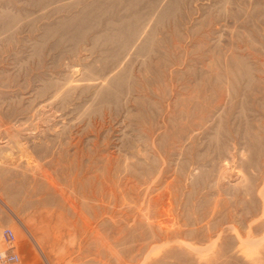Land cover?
<instances>
[{
    "label": "rangeland",
    "instance_id": "obj_1",
    "mask_svg": "<svg viewBox=\"0 0 264 264\" xmlns=\"http://www.w3.org/2000/svg\"><path fill=\"white\" fill-rule=\"evenodd\" d=\"M5 229L18 264H264V0H0Z\"/></svg>",
    "mask_w": 264,
    "mask_h": 264
},
{
    "label": "built area",
    "instance_id": "obj_2",
    "mask_svg": "<svg viewBox=\"0 0 264 264\" xmlns=\"http://www.w3.org/2000/svg\"><path fill=\"white\" fill-rule=\"evenodd\" d=\"M2 241L7 249L0 250V264H18L20 257L13 250L16 241V235L13 230L5 229L2 233Z\"/></svg>",
    "mask_w": 264,
    "mask_h": 264
},
{
    "label": "bare ground",
    "instance_id": "obj_3",
    "mask_svg": "<svg viewBox=\"0 0 264 264\" xmlns=\"http://www.w3.org/2000/svg\"><path fill=\"white\" fill-rule=\"evenodd\" d=\"M77 207V206H76Z\"/></svg>",
    "mask_w": 264,
    "mask_h": 264
}]
</instances>
